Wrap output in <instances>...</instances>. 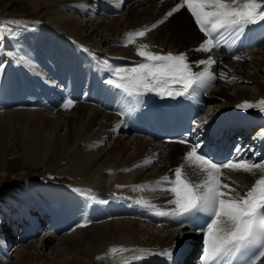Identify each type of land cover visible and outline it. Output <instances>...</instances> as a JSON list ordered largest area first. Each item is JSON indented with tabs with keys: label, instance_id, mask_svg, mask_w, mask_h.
<instances>
[{
	"label": "bare ground",
	"instance_id": "6f19581e",
	"mask_svg": "<svg viewBox=\"0 0 264 264\" xmlns=\"http://www.w3.org/2000/svg\"><path fill=\"white\" fill-rule=\"evenodd\" d=\"M28 1L34 17H44L48 20L49 26L46 25V30L57 32L54 41L60 42L62 39H57L60 36L58 32H64L66 39L61 41L60 47L56 42H49L37 48L39 55L28 51L31 66L26 65L19 75L12 78L11 74L4 80L3 89H0V131L7 124L6 118L39 116L42 119L40 125L45 134L44 138L47 140L46 153L41 157L46 159L45 163L49 165L51 162H62L67 156L66 152L75 153L78 160L82 161L79 166L75 165L63 171L58 166L54 168L57 173L67 172L66 174L81 184V188L77 190L74 198L63 196L64 193L57 198L58 186L49 185L41 189L39 192L46 198L45 203H42L40 198L35 201L37 207L33 216H29L26 221L30 223L23 222L24 237L36 235L46 220H50L49 228L53 229L52 232L45 230L41 241L29 240L27 244H24V240H18L16 235V239H10L8 236L12 234L3 233L0 239V264H39L41 260L49 264H115L109 263L108 260L113 255L109 252L112 247L133 250L113 255L120 261L118 264L136 256L135 250L138 249L156 254L139 261L133 260L132 264H163L164 257L158 253L165 249L173 252L187 243L184 239L186 233L168 227L170 218L161 217L164 222L152 226L160 217L155 214L156 209L170 211L175 207L168 204V201L173 199L172 193L161 190L157 182L165 176L174 179L172 170L181 165L182 175L193 183L200 182L204 174L183 159V155L191 150L188 144L170 141L163 145H153L146 137L126 134L129 129L128 120L123 122L128 119V114L137 104L132 103L130 98L123 97L121 93V101H107L99 96L95 87L97 84L93 83L95 89L91 87L94 90L93 95H90L91 102H86L91 89L87 87H77L79 94L74 97L77 93L74 90L71 95L65 96L63 101L57 91H64L61 89L62 83L65 86L68 82L69 88L72 86L66 71H70L75 64L73 48L80 47L81 51L75 55L76 58L78 56L82 63H86V60L87 63L93 62L94 67L100 69L96 71L98 75L106 80L114 78L108 66L131 68L135 63L143 61L144 58L137 55L141 45H148L145 50L155 54H187V62L193 72L203 71L206 67L198 65L197 61L211 58L216 62L210 69L216 79L207 87L209 93L205 99L208 101V108L202 126L221 122L225 124L236 114L242 117L236 124L244 122L246 126L249 122H254L264 126V112L255 106L264 100V82L260 81L264 76V46L235 55L239 56L240 60L234 59L235 56L220 55L215 50L195 52L196 47L207 38L201 31L193 32L187 19H177L183 15V11H188L187 5L174 12L173 14H178L173 15L171 20H166L165 13L180 4L181 0ZM261 2L264 3V0ZM126 6L129 7L127 10ZM114 7L121 10L118 15L112 13ZM24 24L34 26L27 21H24ZM171 24L181 28L184 39L170 37L167 31L163 36L158 35L160 30ZM153 25L156 27L153 28ZM143 29H150L143 37L127 35ZM70 36L75 39L71 40ZM73 40L75 44L72 43ZM7 48L10 46L7 45ZM84 54L88 56L85 57ZM105 84L112 88L107 82ZM172 87L178 88L180 85L175 84ZM113 91L110 93L114 97ZM81 94H84V99L75 102L74 99L79 98ZM168 98L172 97L148 92L139 98V103L151 104L152 101L161 102ZM68 99H72L73 104L65 109L63 104ZM245 102L254 107L247 110L238 107ZM19 106L23 109H19ZM64 129L65 132L61 135L60 132ZM260 141L264 144V134ZM40 149V145L34 147L31 152H27L26 158L31 160L38 152H42ZM51 149L53 151L49 156ZM14 153L11 147L0 143V157L3 163L8 160L7 157L16 154ZM261 177H264V171L260 169L245 173L227 168L221 170L220 176L222 183L229 184L235 190L231 193L232 196H243ZM61 188L64 187L60 186L59 189ZM87 192L95 193L96 197L86 203L83 195ZM26 197L23 194L18 198L25 207L24 213L28 214L34 202ZM58 200L61 206L64 205L65 214L57 213ZM105 200L111 201V204L105 205ZM140 200L155 205L156 209L137 203ZM85 206V211H82ZM46 209H49L48 212ZM81 212L86 213L81 215ZM73 225L77 227L70 231L68 228ZM65 229L68 230L66 233L62 231ZM10 242H13V245H9ZM12 246L11 256L13 255L14 262H11L10 253H5V250ZM257 264H264V257H261Z\"/></svg>",
	"mask_w": 264,
	"mask_h": 264
},
{
	"label": "snow or ice",
	"instance_id": "6c2138e0",
	"mask_svg": "<svg viewBox=\"0 0 264 264\" xmlns=\"http://www.w3.org/2000/svg\"><path fill=\"white\" fill-rule=\"evenodd\" d=\"M183 5H187L199 30L207 38L195 49L198 52H211L220 46L221 37L237 40L244 34L246 28L264 22V3L261 0H181V3L166 15L171 16ZM3 23L24 26V22L19 20ZM148 30L150 29L127 35L143 37ZM147 48L148 45L140 46L137 55L144 59L131 68L108 66L114 78L109 79L107 83L120 90L122 96L130 98L132 103L138 104L139 98L148 92L173 98L188 97L197 88L209 87L216 79L210 70L216 62L211 58L197 61L198 65L206 67L203 71L193 72L187 62V54L161 55L148 52L145 50ZM8 55L14 56L13 53ZM234 59L240 60V57L235 56ZM16 62L27 66H31L32 63L26 56L16 57ZM104 63L107 65V61ZM2 72L3 65L0 64V73ZM175 84H179L180 87H172ZM72 104V100H67L63 107L68 109ZM255 106L264 112V100L259 101ZM238 107L247 110L254 105L245 102ZM199 127V124L195 125L193 131ZM200 147V143L193 144L184 157L186 162L191 163L204 174L200 182L192 183L187 180L182 175L183 165L172 170L175 179L165 176L157 182L161 190L173 195V199L168 201V204L175 205L171 211L156 209L155 205L144 200L137 203L156 209L155 214L160 217L176 220L179 227L191 222L193 218L202 219V224L195 229L204 233L200 264H257L260 258L264 257V177L257 179L243 196L239 194L232 196L231 193L235 190L229 184L222 183L220 176L221 169L225 168L245 173H252L253 169L264 171V163H253L237 156L225 163L217 164L210 157L199 152ZM235 151L240 153L242 149L237 147ZM127 251L133 250L116 247L109 249L111 254ZM135 251L137 255L123 264H132L133 260L139 261L156 254L145 249ZM158 255L171 260L172 250L165 249Z\"/></svg>",
	"mask_w": 264,
	"mask_h": 264
},
{
	"label": "rangeland",
	"instance_id": "374dc122",
	"mask_svg": "<svg viewBox=\"0 0 264 264\" xmlns=\"http://www.w3.org/2000/svg\"><path fill=\"white\" fill-rule=\"evenodd\" d=\"M128 8L129 7H126V10ZM186 10H188V8H186ZM169 11H167L165 14H167ZM182 13H183V15L178 17L177 19H180V18L187 19L193 32L200 31V30H198V26L195 23V19L191 15V13H189L188 11H183ZM175 14H178V13H175ZM175 14H172L171 16L166 15L167 16L166 20H171L172 19L171 17ZM10 20H19V21H23V22L27 21L31 25H34V26H29L28 24L27 25L24 24V26H17L14 24L3 23L6 21H10ZM46 25L49 26L48 20H45L44 17H40V19L34 17L33 11L31 9V7H29V1L28 0H0V64L3 65V72L0 73V89H3V84L5 82L4 80L9 75L13 74L12 78H14L13 76H17V75H19V73L22 72L21 70L23 69V67H25V68L27 67L26 65H24L22 63H17L16 57L26 56L28 58V55H27L28 51L29 52L33 51V54L39 55L37 53L38 52L37 48L43 46L44 44L49 43V42H52V43L56 42L57 46L60 47V44H62L61 41L64 42V39H66V38H64L65 36H63V35H65L64 32H62V34L58 32V34L60 36H58L57 39L62 38L60 40V42H57L56 40L54 41V37H56L57 32L56 31H55L56 33L52 32V30H50V29L46 30V28H48V27H46ZM157 25H159V24H157ZM171 25L168 27H165V29L160 30L158 35L163 36V35H165L164 33H166V31H167L168 34H170V37H176V39H178V40L184 39L185 36H184V33L182 32L181 28L178 26H175V25L174 26L173 25L171 26ZM35 26L38 27V29ZM70 38H71V40L75 39L74 37H71V36H70ZM74 41L75 40H73L72 43L75 44ZM72 43L70 44L71 46L73 45ZM201 44L202 43H200L198 45V47ZM7 45H9L10 48H7ZM14 47H15V49H14ZM198 47H196V48H198ZM6 48L9 51H7ZM15 50L18 53H16ZM12 51H13V54H15V53L16 54L14 56H9L8 54ZM80 51H81L80 47L75 46V49L73 48V54L74 55H72V56L74 58L73 60H75L76 62L72 60L73 63H75V64H73L71 62V65L73 64L74 66L72 65V68L70 69V71L66 69L67 70L66 72H68L66 74L69 75V76L67 75L69 78V82H72V80H75V81H78V82L81 81L82 83H84L82 85L80 84L79 85L80 87L77 86L79 88H82V87L85 88L86 86H88V84H92L93 86H90V87H94L93 83H96L97 86H95V87L97 88L98 94L100 97L104 98L107 101H109V100H111V101L117 100L118 102L121 101L122 100V98L120 97L121 92L118 89H116L115 87L113 88V86H112V88H110L108 85L105 86L106 85L105 83L108 80L103 79L102 76L98 75V73L96 71L100 70V69H96L93 65L94 64L93 62L89 61V63H87V60H86V63H82L79 61L80 59L78 56L76 58L75 55L79 54ZM195 52H197V51H195ZM87 56L88 55H85V57H87ZM77 59H78V61H77ZM86 59H88V58H86ZM78 63L80 64V66ZM257 75L260 76L259 73ZM70 79H71V81H70ZM260 81L264 82V76L261 77ZM78 82L73 81L72 86ZM99 83H100V85H99ZM50 85H51V83H50ZM102 86H104V87L102 88ZM95 87H94V89H95ZM104 91H106V93L109 92L108 94H110L111 98L108 97L106 99V97L104 96V95H106V93ZM112 91L115 93V94H113V95H115L114 97L111 96L110 92H112ZM116 92H118V93H116ZM0 95H1V92H0ZM18 108L23 109L21 106H19ZM0 112H2V110ZM5 112H7V111L5 110ZM6 121H7L6 126L4 127V129L2 131H0V143H2V144L4 143V145L6 147H11V150L13 152H15L16 154L14 153L15 155H13V156L10 155L9 157H7L8 160H6L4 163L0 157V239L3 235V233H5V235L6 234L7 235L12 234V233H10L9 228L11 226L18 227V225L21 222V218H23L26 222V221H28L29 216H33V211H34L35 207H37L36 206L37 204L35 203V201L37 202V200H39V198H40L43 201L42 203H45L46 198H44V196L42 195L43 193L39 192V191H41V189L47 188L49 185L54 186V187L58 186L57 187L58 188L57 198H58L59 196L63 195V193H64L63 196L73 197V196L77 195V190H79V188H81V184L77 183V181H75V179L73 180V178L70 175L66 174L67 172L57 173L55 168H54L55 166H58L60 168V170L63 171V170H66L68 168L74 167L75 165L79 166V163L82 161L78 160V157H76L75 153L66 152L67 156L65 157V159L62 162H58V163L57 162H51V163H49V165L45 163L46 159L43 160V158L41 157V155L43 153H46L45 151L47 148V140H45V138H44L45 134H44V131L40 125V122H42V119L39 116H37V115L36 116L35 115H30V116L22 115V116H16L14 118H6ZM64 132H65V129L62 130V132H60L61 135L64 134ZM126 138L129 139V137H126ZM39 145L42 148V149H40L42 152H38V154L36 156H34V158H31V160H28L26 158V155L29 152H31L32 149H34V147L39 146ZM108 145L109 144H107L106 146L108 147ZM52 151L53 150L51 149V152L49 153V150H48L49 156L52 153ZM184 157H185V154L183 155V159H184ZM180 158H181V156H180ZM33 185H35V186H33ZM32 186L35 188L33 189ZM60 186H63L64 188L59 189ZM89 193L90 192H87V193H85L86 195H83L84 196L83 198L86 199V203H87V201L88 202L92 201V199H94L96 197L95 193H92V192L90 194ZM23 194L27 196L26 198L29 201L31 200L32 202H34V206H33L34 208L32 207L29 210L28 214L26 212L24 213L23 210L25 207L22 205L23 203L20 202L19 198H18ZM88 194H89V196H91L90 199H89ZM58 201H59V203H58L59 205H58V207H56L57 213L60 212L62 214H65L66 211L63 212L64 205L61 206L60 200H58ZM80 201H83V200L80 199ZM61 202H62V200H61ZM105 202H106L105 204H108L111 201L108 200V202H107L105 200ZM48 210L49 209H46V212H48ZM60 213H58V214H60ZM45 217L47 218V215ZM48 217H49V215H48ZM29 223L30 222H28L27 224H29ZM48 224H49V221H46L45 223H43L41 225L42 228L40 227L39 228L40 230L38 229V233L36 235H34L32 237L29 236L30 237L29 239H27L28 237H26L27 240H24V244H27L28 243L27 241H29V240L35 241V240L39 239L41 241L43 239L45 230H50L52 232L51 228L47 229L48 228L47 226H49ZM5 226H6V228H5ZM74 227L76 228L77 225L71 226L68 229L71 231V229L72 230L75 229ZM62 231H64L66 233L68 230L67 231L62 230ZM8 237H10V239H11V238H15L17 236L14 237L13 235L12 236L10 235ZM12 248H13V246H12ZM9 249H11V247L7 248L5 250V253H10L9 257L11 258V262H14L15 260L12 259L13 255L11 256L13 249H11L10 251H9ZM118 254L119 253H116L113 255L116 256ZM120 254H123V253H120ZM113 255H111L112 259L111 258L108 259V260H110L109 263L118 264L120 261H117L118 260L117 257H114ZM111 260H112V262H111ZM113 260L114 261L116 260V262H113ZM39 264H49V263H47L45 260H41Z\"/></svg>",
	"mask_w": 264,
	"mask_h": 264
}]
</instances>
